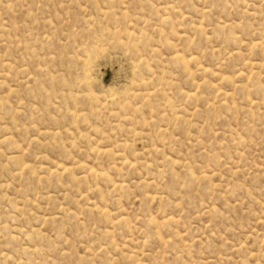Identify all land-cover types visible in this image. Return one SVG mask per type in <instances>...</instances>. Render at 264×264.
<instances>
[{"label":"rangeland","instance_id":"rangeland-1","mask_svg":"<svg viewBox=\"0 0 264 264\" xmlns=\"http://www.w3.org/2000/svg\"><path fill=\"white\" fill-rule=\"evenodd\" d=\"M0 264H264V0H0Z\"/></svg>","mask_w":264,"mask_h":264},{"label":"bare ground","instance_id":"bare-ground-1","mask_svg":"<svg viewBox=\"0 0 264 264\" xmlns=\"http://www.w3.org/2000/svg\"><path fill=\"white\" fill-rule=\"evenodd\" d=\"M67 171V170H66Z\"/></svg>","mask_w":264,"mask_h":264}]
</instances>
